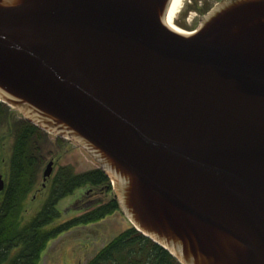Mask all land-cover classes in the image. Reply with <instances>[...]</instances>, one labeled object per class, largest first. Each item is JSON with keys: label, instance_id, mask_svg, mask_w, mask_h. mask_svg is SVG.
I'll return each mask as SVG.
<instances>
[{"label": "water", "instance_id": "95a60500", "mask_svg": "<svg viewBox=\"0 0 264 264\" xmlns=\"http://www.w3.org/2000/svg\"><path fill=\"white\" fill-rule=\"evenodd\" d=\"M171 1L0 0V103L79 145L179 264H264V0L187 35Z\"/></svg>", "mask_w": 264, "mask_h": 264}, {"label": "trees", "instance_id": "16d2710c", "mask_svg": "<svg viewBox=\"0 0 264 264\" xmlns=\"http://www.w3.org/2000/svg\"><path fill=\"white\" fill-rule=\"evenodd\" d=\"M4 108L5 105L0 103V121L5 114ZM42 136L44 132L27 121L17 126L7 185L3 196H0V264H39L42 253L51 241L74 228L101 222L120 211L118 201L113 198L86 210L79 217L56 224L61 219L59 203L77 191H113L111 180L99 168L81 174L69 168H60L48 181V195L42 209L29 223L22 224L24 202L40 179L42 163L37 143ZM88 264L179 262L167 250L133 228L114 239Z\"/></svg>", "mask_w": 264, "mask_h": 264}, {"label": "rangeland", "instance_id": "374dc122", "mask_svg": "<svg viewBox=\"0 0 264 264\" xmlns=\"http://www.w3.org/2000/svg\"><path fill=\"white\" fill-rule=\"evenodd\" d=\"M220 1L222 0H185L177 14L176 27L187 33L194 32L202 18ZM4 113L0 121V174L7 181L16 129L26 118L22 112L8 105H5ZM42 131L44 136L37 143L42 163L40 179L24 202L21 215L23 224L32 220L42 209L48 195V181L58 169L69 168L74 173L81 174L99 168L94 159L76 143ZM51 161L54 162V172L44 183L43 174ZM113 198L114 189L111 193L100 189L77 191L59 203L61 219L56 224L79 217L86 210L105 204ZM133 228L130 220L120 210L101 222L79 226L51 241L42 253L39 264H88L109 243Z\"/></svg>", "mask_w": 264, "mask_h": 264}, {"label": "bare ground", "instance_id": "6f19581e", "mask_svg": "<svg viewBox=\"0 0 264 264\" xmlns=\"http://www.w3.org/2000/svg\"><path fill=\"white\" fill-rule=\"evenodd\" d=\"M184 1L185 0H172L171 1L169 8L167 10L166 16H165V24L167 25V27H169L173 31L187 35L191 33L184 32L180 30L179 28H177L175 25L177 14L179 13L182 5L184 4Z\"/></svg>", "mask_w": 264, "mask_h": 264}, {"label": "flooded vegetation", "instance_id": "af4514ba", "mask_svg": "<svg viewBox=\"0 0 264 264\" xmlns=\"http://www.w3.org/2000/svg\"><path fill=\"white\" fill-rule=\"evenodd\" d=\"M184 17H186V15H184ZM0 175H2V174H0ZM2 176H3V175H2ZM3 179H4V181H5L4 176H3ZM6 185H7V181H5V187H6ZM45 187H46V186H45ZM4 190H5V189H4ZM2 194H3V192L0 193V196H1V197L3 196ZM22 214H23V213H22ZM22 214H21V215H22ZM30 221H31V220H30ZM30 221H29V222H30ZM29 222H28V223H29ZM21 223H22V221H21ZM22 224H23V223H22ZM24 224H27V223H24ZM17 250H19V249H17ZM13 256H14V255H13Z\"/></svg>", "mask_w": 264, "mask_h": 264}]
</instances>
